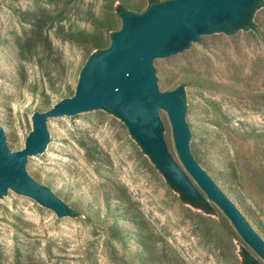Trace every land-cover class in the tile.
Masks as SVG:
<instances>
[{"label":"rangeland","instance_id":"1","mask_svg":"<svg viewBox=\"0 0 264 264\" xmlns=\"http://www.w3.org/2000/svg\"><path fill=\"white\" fill-rule=\"evenodd\" d=\"M119 4L144 14L150 0H0V124L13 151L25 146L36 112L74 95L95 53L60 35L53 19L60 15L67 28L111 44L124 25ZM36 16L50 48L23 58L25 42L36 38ZM157 68L164 91L190 81L184 95L203 166L237 186L231 193L264 218V1L253 30L205 36V45ZM159 117L169 152L184 169L167 112ZM48 128L50 142L29 157L27 171L70 205L85 198L87 215L58 214L9 189L0 196V264H244L245 249L264 264L217 205L208 213L182 199L120 118L98 109L50 118Z\"/></svg>","mask_w":264,"mask_h":264},{"label":"water","instance_id":"2","mask_svg":"<svg viewBox=\"0 0 264 264\" xmlns=\"http://www.w3.org/2000/svg\"><path fill=\"white\" fill-rule=\"evenodd\" d=\"M264 0H167L143 13L124 12L123 27L112 32L110 46L94 53L81 71L76 91L32 116L33 131L25 146L13 151L0 124V196L9 189L26 194L58 214L84 213L88 202L77 197L72 205L37 182L27 171L29 157L42 153L50 142L48 120L73 119L103 109L123 120L170 182L185 194L200 198L190 182L231 221L248 246L264 260V218L255 206L231 193L237 186L222 182L208 171L194 152V117L186 102L184 85L164 91L157 68L193 45H205V36H232L251 22ZM165 110L184 169L171 156L163 136L159 111Z\"/></svg>","mask_w":264,"mask_h":264},{"label":"trees","instance_id":"3","mask_svg":"<svg viewBox=\"0 0 264 264\" xmlns=\"http://www.w3.org/2000/svg\"><path fill=\"white\" fill-rule=\"evenodd\" d=\"M163 1H167V0H150V5L155 4V3H160ZM117 10L119 11V13L121 15L126 11H131L134 13L141 12L140 10H138V8L136 6L130 5V6L125 7V5L123 6L122 4H119L117 6ZM52 22L56 23L58 25L57 31L60 35H62L63 37L69 38L71 40H74L78 43L89 44L90 47L95 51V53L99 52L103 49H106L110 46V44H107V42L103 38L89 32L85 29L74 28L73 26H70V25H69V28H67L65 24H62V19H61L60 15H57L53 19ZM40 24H41V19L38 16H36V22L34 23L35 27L37 28L35 30V33H36L35 37L36 38L28 39L25 42V45H24L25 47L24 48L22 47V50H21V56L23 58L27 57L28 51H30L31 49L37 48L39 46L45 47L47 44L48 49L50 48L49 38H48V36L44 35V33H42L43 27ZM251 27L252 26H251L250 21L246 22L243 25V28H245V29H250ZM235 30L236 29L233 27H230V29H229V31H231V32H234ZM36 53L38 54V52H36ZM41 59H42V56H40V60ZM187 83H190V81L186 80V81L181 82L180 84L185 86ZM171 185L173 186V188H175L176 190H178L180 192L181 197L185 202L191 204L192 206H194L198 209H202L205 212H208V213L212 212V202L210 200H208V198L205 196V194L202 193L201 191H199L201 194V197L200 198H194V197H191V196L185 194L179 187H177L173 183H171ZM75 212H73V210H72V214L77 215ZM243 256H244V264H259L255 255L250 250L245 249Z\"/></svg>","mask_w":264,"mask_h":264}]
</instances>
